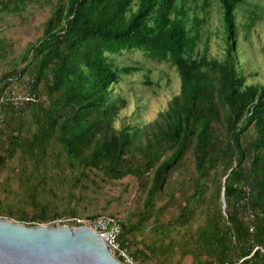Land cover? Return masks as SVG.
<instances>
[{
  "label": "trees",
  "instance_id": "trees-1",
  "mask_svg": "<svg viewBox=\"0 0 264 264\" xmlns=\"http://www.w3.org/2000/svg\"><path fill=\"white\" fill-rule=\"evenodd\" d=\"M243 2L0 0V14L49 8L21 62L0 75V95L8 81H25L41 98L0 104V217L31 225L116 217L112 200L97 202L129 178L136 200L120 243L135 264H234L264 248V85H247L239 70ZM214 9L220 56L208 48ZM241 14L248 37L257 19L244 24ZM132 56L136 63L120 66ZM145 62L172 69L180 92L141 126L120 120L127 102L116 87ZM245 186L248 203L239 205Z\"/></svg>",
  "mask_w": 264,
  "mask_h": 264
},
{
  "label": "rangeland",
  "instance_id": "rangeland-1",
  "mask_svg": "<svg viewBox=\"0 0 264 264\" xmlns=\"http://www.w3.org/2000/svg\"><path fill=\"white\" fill-rule=\"evenodd\" d=\"M48 7L25 11L22 15L0 14V75L4 71L16 66L21 61L26 46L38 35L42 22L49 16ZM213 11L211 25L208 28L210 34L209 52L212 55L222 54V40L218 12ZM244 12L245 22L247 17L257 19L254 28L248 35H241L242 14ZM237 22V44L239 46V70L246 77L247 85H264V0H244L235 10ZM201 16V15H200ZM26 18L23 20V18ZM207 34L205 31L204 35ZM136 56L131 59L125 57L119 61L120 66L130 65L138 60ZM149 82V84L146 83ZM20 89L23 82L13 81ZM117 92L126 100L127 107L121 113L120 120L146 126L158 117L159 112L165 109L170 99L180 92V80L178 75L164 64L145 62L140 72L124 77L123 81L116 87ZM136 183L126 178L117 184L105 187V195H101L98 201L99 207H104V201L112 200L108 206V213H115L116 218L124 221L125 209L133 205L136 200ZM122 197L118 203L117 198ZM9 220L16 221L7 217ZM18 222V221H17ZM21 223V222H20ZM123 223V222H122ZM24 224L31 225L28 222ZM32 226V225H31Z\"/></svg>",
  "mask_w": 264,
  "mask_h": 264
},
{
  "label": "water",
  "instance_id": "water-1",
  "mask_svg": "<svg viewBox=\"0 0 264 264\" xmlns=\"http://www.w3.org/2000/svg\"><path fill=\"white\" fill-rule=\"evenodd\" d=\"M0 264H123L95 232L0 218Z\"/></svg>",
  "mask_w": 264,
  "mask_h": 264
},
{
  "label": "built area",
  "instance_id": "built-area-1",
  "mask_svg": "<svg viewBox=\"0 0 264 264\" xmlns=\"http://www.w3.org/2000/svg\"><path fill=\"white\" fill-rule=\"evenodd\" d=\"M32 82H25L20 89L13 81H8L5 87L2 89L0 95V104H7L12 108L19 109L24 104L37 103L41 101V98L31 93ZM249 187L243 188V201L239 205H245L248 203ZM223 214H225V205H222ZM244 220H252L253 212L245 211ZM33 225H41L46 227H69L74 229L76 227H84L95 232L102 240L107 244L110 249V253L117 260L123 264H135L134 260L130 256L128 250L121 246L120 235L122 232V221L119 218L110 215H99L95 217H72L62 216L56 219L45 221ZM253 227L250 226V231ZM255 254L264 256V248L258 245H253L249 251V254L235 262L234 264H241L245 260L251 259ZM229 264V263H224Z\"/></svg>",
  "mask_w": 264,
  "mask_h": 264
}]
</instances>
